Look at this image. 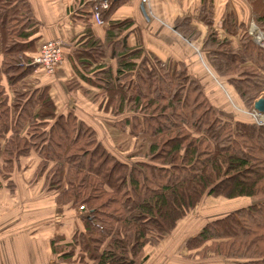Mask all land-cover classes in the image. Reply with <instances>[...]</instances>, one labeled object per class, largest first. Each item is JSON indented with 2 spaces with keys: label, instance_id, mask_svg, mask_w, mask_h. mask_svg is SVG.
<instances>
[{
  "label": "trees",
  "instance_id": "1",
  "mask_svg": "<svg viewBox=\"0 0 264 264\" xmlns=\"http://www.w3.org/2000/svg\"><path fill=\"white\" fill-rule=\"evenodd\" d=\"M120 1L99 8L107 27L101 38L93 32L99 0L75 3L82 30L69 88L81 89L79 100L92 95L85 108L136 141L127 153L109 134L101 140L80 109L57 113L45 72L32 64L50 40H39L41 24L27 0H0V172L10 178L21 167L33 170L56 206L73 211L74 233L57 264H137L208 198L256 202L205 223L186 237L187 250L219 264H264V126L220 118L205 76L189 72L190 50L183 61L147 51L133 20L110 21ZM245 1L264 31V0ZM206 8L198 17L208 26L204 35L190 17L176 19L174 31L199 45L211 75L241 103L238 111L250 112L264 91V49L251 42L247 22L226 15L217 29Z\"/></svg>",
  "mask_w": 264,
  "mask_h": 264
},
{
  "label": "crops",
  "instance_id": "2",
  "mask_svg": "<svg viewBox=\"0 0 264 264\" xmlns=\"http://www.w3.org/2000/svg\"><path fill=\"white\" fill-rule=\"evenodd\" d=\"M27 1L33 17L41 24L39 40L58 39L63 43L64 62L56 69L54 75L48 76L44 73L41 76L55 99L57 113L78 112L80 109L81 113L90 115L91 119L95 121V125L98 124L97 122H101L103 127L106 125L104 123L106 115L96 114L85 108L90 104L93 96L90 95L86 99L79 100L81 89L78 92V90H74L76 88L73 86L71 89L69 88L72 80L77 82L75 39L82 30L79 21L76 22L74 19V6L75 3H92L94 0ZM118 4L120 5L110 16V21L122 18L133 20L137 29L140 30L139 37L147 51L159 54L153 49L155 45L153 38L155 31L164 30L173 34L163 37L166 40L169 38L174 42V45L190 46L188 49L194 59L190 63L193 67L197 66L196 74L202 69L208 71L200 56V49L193 47L176 34L174 26L170 28L176 19L195 15L197 17L195 26L198 29L196 11L198 0H151L148 10L151 12L153 20L156 18L159 20L151 25L144 18L141 0H123ZM106 29V26L96 24L93 26V32L100 38L104 36ZM149 36L152 37L148 38ZM173 36L176 40H173ZM169 46L170 44H168V48ZM185 56L187 60H190L188 54ZM198 57L199 61H202H200V65H202L200 69H198ZM109 65L114 69L115 61H109ZM113 130L117 132V130ZM105 134L106 136L109 134L107 130ZM8 177L5 173L0 172V264H57L60 245L68 244L74 233L73 211L69 210L66 213L64 208L56 206L52 199V192L42 188L41 179L34 177L33 170L25 171L21 167V170L16 171V175ZM10 180H12L13 187L15 186L12 191L7 187V182ZM179 235V233L168 235L158 246L147 249L144 257L137 264H219L218 258L202 259L196 255V251H188L186 237ZM131 263L136 262L131 261Z\"/></svg>",
  "mask_w": 264,
  "mask_h": 264
},
{
  "label": "rangeland",
  "instance_id": "3",
  "mask_svg": "<svg viewBox=\"0 0 264 264\" xmlns=\"http://www.w3.org/2000/svg\"><path fill=\"white\" fill-rule=\"evenodd\" d=\"M247 4L248 3L245 0H201V1L198 0V8L196 11L199 17L201 15V10H200L201 7H203L204 5H207L206 9L209 10V12L214 13L212 17L214 16L215 19L217 20V24L215 25V28L217 29L222 28L221 20L225 18L226 15L227 17H230L233 20H236L237 18V20L239 21L247 22L245 31L249 35L251 42L254 45H256L258 48L263 50L264 49V31H260L257 28L253 17L251 18V16L249 15V7ZM150 16L151 15L149 14V18ZM187 17L188 16L183 17V18H187ZM149 18L148 19L145 18L146 22L148 23L151 22V19H152V18L151 19ZM195 19H197V17L195 15H191L189 20L193 22L195 21ZM155 21L158 22L159 20L156 18L149 25L156 23ZM235 26H236V29H238V34L240 37V35H242L243 33L242 31H244V28L238 27L237 22ZM207 27L208 26L204 23V21L198 19V33L204 35L207 30ZM254 27L256 28V30L252 29ZM170 28H173V25ZM231 31H234V29L233 30L231 29ZM259 33L262 35V40L260 39L258 40ZM167 34H171V33H168L167 31H164V30L161 32L155 31V36L153 38L154 39L153 43L155 44L153 47L154 51L159 53L158 56L163 61L167 60L168 58H172L175 61L176 60L183 61L184 57L186 58V56H184L185 55L184 52L190 46L184 47V46H180L179 44L174 45V42L171 41L169 38L168 40H166L165 37H163V36L167 37L168 36ZM150 37L152 36H149L148 38ZM159 39L160 41H158ZM173 40H176L174 36H173ZM229 40L231 41L233 46H236L238 44V41L236 38L235 39L229 38ZM168 44H170L169 48H168ZM193 47H196L199 50V45L198 47L193 45ZM164 48H165V51H164ZM200 56L202 57V61L204 65L207 67L208 71H205L202 69L201 72L203 73L198 72L196 74L195 72H196L197 66L193 67L191 63H188V65H190L189 72L193 76H195L199 81L205 76V78L201 81V83L204 85L206 93L208 92L207 95L210 101L212 102V105L215 111L217 112L218 116L220 118L225 119L226 121H230L231 123L252 122L257 126V123H255V121L250 117L249 113L251 111L250 112L245 111L242 113L241 111H238L239 108H242L241 103L239 101H237L238 105L233 103L234 99H232L230 93L223 86H221V84L217 83L218 81L214 78V76L211 75L212 73L209 70L205 62L204 56L201 54V52H200ZM200 61L198 57V69L202 67V65H200ZM261 97H264V91L260 93L259 98ZM79 105L81 106L82 104H79ZM97 123L98 124L96 125V129L98 130L101 136L100 139L105 140V141L108 140L105 134L107 130V132L110 134L109 142L111 143L113 147H118V149L121 152L127 153L133 147L134 145L133 143L136 142L134 139L133 141H131L129 137L127 136V134L115 132L113 130L114 128L112 127V125L108 124L107 122H104L106 125H104L103 127L101 125V122H97ZM261 126H264V125H261ZM254 202L256 201H253L252 199L243 200V201L242 200L226 201L223 199L213 200L210 198L205 199L204 202L201 203L194 210V213L188 214L184 219L181 220L179 226L176 228V230L173 233L167 234V235L179 233L180 234L179 236L182 235L183 237L185 236L187 238L194 237L205 223H208L213 219L219 218L220 216L228 213L229 211L237 207L247 205L249 203H254ZM211 258H218V257L211 256ZM217 261L218 263H220L219 260ZM208 262H210V260H208Z\"/></svg>",
  "mask_w": 264,
  "mask_h": 264
},
{
  "label": "built area",
  "instance_id": "4",
  "mask_svg": "<svg viewBox=\"0 0 264 264\" xmlns=\"http://www.w3.org/2000/svg\"><path fill=\"white\" fill-rule=\"evenodd\" d=\"M151 0H141V10L144 14L146 19L149 18V14L151 15L149 19L152 18L151 12L148 10L149 2ZM100 4L99 7L95 8L94 11V21L95 24L101 26L103 21L100 18L99 8L106 10L109 7L108 0H99ZM64 60V53H63V43L58 39H52L44 43L41 48L39 49V54L33 60V66H38L42 69L46 75L52 76L55 74L56 69L62 64ZM250 117L257 123V125L261 126L264 125V115L251 110L249 113ZM79 210H82L80 207Z\"/></svg>",
  "mask_w": 264,
  "mask_h": 264
},
{
  "label": "water",
  "instance_id": "5",
  "mask_svg": "<svg viewBox=\"0 0 264 264\" xmlns=\"http://www.w3.org/2000/svg\"><path fill=\"white\" fill-rule=\"evenodd\" d=\"M253 110L264 114V97L258 98L253 104Z\"/></svg>",
  "mask_w": 264,
  "mask_h": 264
},
{
  "label": "bare ground",
  "instance_id": "6",
  "mask_svg": "<svg viewBox=\"0 0 264 264\" xmlns=\"http://www.w3.org/2000/svg\"><path fill=\"white\" fill-rule=\"evenodd\" d=\"M253 30H256V28L254 27V28H252ZM259 36H258V40L260 39V40H262V35L259 33L258 34ZM252 110H253V108H252ZM255 111V110H254ZM255 112H257V111H255ZM257 113H259V112H257ZM259 114H262V115H264L263 113H259Z\"/></svg>",
  "mask_w": 264,
  "mask_h": 264
}]
</instances>
